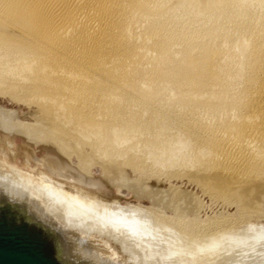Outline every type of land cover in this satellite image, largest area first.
<instances>
[{
  "label": "bare ground",
  "instance_id": "bare-ground-1",
  "mask_svg": "<svg viewBox=\"0 0 264 264\" xmlns=\"http://www.w3.org/2000/svg\"><path fill=\"white\" fill-rule=\"evenodd\" d=\"M0 93L44 108L1 138L264 194V0H0Z\"/></svg>",
  "mask_w": 264,
  "mask_h": 264
},
{
  "label": "water",
  "instance_id": "water-1",
  "mask_svg": "<svg viewBox=\"0 0 264 264\" xmlns=\"http://www.w3.org/2000/svg\"><path fill=\"white\" fill-rule=\"evenodd\" d=\"M0 164L90 177L102 186L104 198L148 209L161 221L176 227L188 242L203 240L248 220L264 222V194L31 148L1 137ZM74 247L51 217L0 192V264H89L74 253ZM112 247L120 251L118 244L112 243ZM125 261L126 257L121 255L119 264ZM180 264L230 261L200 257Z\"/></svg>",
  "mask_w": 264,
  "mask_h": 264
},
{
  "label": "clouds",
  "instance_id": "clouds-1",
  "mask_svg": "<svg viewBox=\"0 0 264 264\" xmlns=\"http://www.w3.org/2000/svg\"><path fill=\"white\" fill-rule=\"evenodd\" d=\"M0 192L51 217L74 244V253L89 264H119L121 255L126 257L125 264H180L200 257L264 264L261 221L248 220L188 242L176 227L148 209L104 198L102 186L90 177L14 164H0ZM112 243L119 245V252Z\"/></svg>",
  "mask_w": 264,
  "mask_h": 264
},
{
  "label": "rangeland",
  "instance_id": "rangeland-1",
  "mask_svg": "<svg viewBox=\"0 0 264 264\" xmlns=\"http://www.w3.org/2000/svg\"><path fill=\"white\" fill-rule=\"evenodd\" d=\"M3 95V96H2ZM20 101H21V99H20ZM20 101L19 100H13L12 101V98L10 97L9 98V96L8 95H5V94H1L0 93V107H2L3 108V110L5 109V111H7V112H11L10 114L11 115H8V114H4V117H3V115H0V127L2 128L1 129V131H6V129H4V126L5 125H9V123H12L13 124V122H14V124L15 123H20L21 122V120H22V122L21 123H27L28 121V123L27 124H30V125H36V120H34V119H37L35 116H34V114H36L39 118L40 117H42L43 116V110H44V108L42 107V105L41 104H39V103H35V102H31V103H28V102H26V101H21V103H20ZM25 102V103H24ZM27 103V104H26ZM35 105V106H34ZM33 108H32V107ZM43 108V109H42ZM31 109V110H30ZM35 109V110H34ZM39 109V110H38ZM42 109V110H41ZM14 110V111H13ZM13 111V112H12ZM17 112V113H16ZM18 112H19V116H18ZM36 112V113H35ZM39 112V113H38ZM25 114H26V116H25ZM16 115V116H15ZM28 115H30V116H28ZM31 115H33V116H31ZM41 115V116H40ZM8 116V117H7ZM11 118H10V117ZM18 116V117H17ZM28 116V117H27ZM17 118V120H15ZM19 118V119H18ZM5 120H8V121H5ZM11 120V121H10ZM15 120V121H14ZM5 122V123H4ZM35 123V124H34ZM175 131H177V130H174V131H172V133L173 134H175L176 132ZM4 134H6V132L5 133H2V135H4ZM13 142H16V143H19V144H24L25 142L26 143H28V141L25 139V137H23V136H20V135H16L15 137H14V139H13ZM29 145L28 146H30L31 148H36V149H41V150H46V148L45 147H42L41 145H44V143H39V146H37V145H35L34 143H28ZM41 146V147H40ZM84 149H85V151H86V153L88 154V155H90V153L92 152V148L90 147V145L89 144H87L86 145V143L84 144V147H83ZM47 151V150H46ZM76 157V156H75ZM147 162V164H145V162H144V164L142 163V164H140V163H138V162H135L134 164L132 163V164H130V165H126V164H123L122 166H124V167H129V168H136V169H139V170H144V171H151L152 172V170L153 169H151L152 167H150L151 166V164L149 165V163L150 162H148V161H146ZM139 164L141 165L140 167H139ZM135 166V167H134ZM144 166V167H143ZM148 166L150 167L149 169H148ZM145 167H147V170L146 169H143V168H145ZM177 169V170H176ZM176 169H173V171L171 172L170 170H163V171H160V173L159 174H163V175H168V176H173V177H178V178H183V179H187V180H192V181H197V182H202L197 176H195V175H193L194 173V171L195 170H192V171H190L191 173H193V174H191V173H189V171H188V173L189 174H191V178L187 175L188 173L187 172H185V171H182V169H179L178 170V168H176ZM182 171L183 173H179L178 171ZM184 170V169H183ZM180 171V172H181ZM174 172V173H173ZM154 173V172H153ZM172 173V174H171ZM174 174V175H173ZM195 178V179H193V178ZM197 177V178H196ZM202 183H204V182H202Z\"/></svg>",
  "mask_w": 264,
  "mask_h": 264
}]
</instances>
